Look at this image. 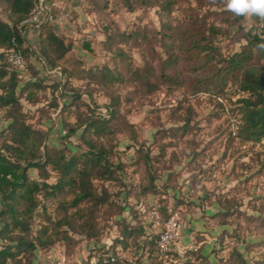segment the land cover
Wrapping results in <instances>:
<instances>
[{"label":"rangeland","instance_id":"374dc122","mask_svg":"<svg viewBox=\"0 0 264 264\" xmlns=\"http://www.w3.org/2000/svg\"><path fill=\"white\" fill-rule=\"evenodd\" d=\"M66 3L68 21L61 26L48 23L65 43H70L69 52L55 67L42 58L36 29L23 33L25 46L33 53L28 55L32 70L29 68L22 79L34 76L42 82L39 88L31 86L30 96L27 91L21 94L22 111L33 128L47 133V146L70 156L87 149L81 137L83 121L108 118L110 104V131L86 137L108 150V162L119 178L94 180L98 192L108 190L109 201L92 209L81 203L82 217L75 207H67L71 193L40 196L45 210L37 208L31 223L33 231L26 237L35 240L42 236L55 242L47 250L41 249L34 263L49 264L62 255L73 264L84 260L94 244L88 235L79 232L84 219L89 220L91 233L97 229L106 244L124 224H140L145 230L143 238L152 240L155 230L145 218L148 210L159 207L163 219L170 216L168 211H178L184 216L186 228L191 227L188 242L193 246L177 264L188 260L191 264H264L262 144L237 136L240 115L232 109L238 105L240 93H233L230 83L225 88L227 95L220 98L213 96V89H194L192 84L207 74L208 66L191 45L199 38L197 30L208 34L209 27H220L223 35L217 34L213 43L228 55L238 51L247 36L257 34L262 22L252 17L248 26L242 27L239 22L244 17L229 11L224 0ZM165 3L168 8H163ZM0 18L12 21L3 0ZM170 54L176 62L169 67ZM105 68L118 78H104L97 83L96 75L86 73ZM146 69L150 71L146 73ZM6 70L13 69L7 66ZM76 94L80 98L75 99ZM6 114V109L0 107V144L1 133L11 121ZM187 118L189 125L183 127ZM71 126L75 127L73 133H69ZM47 170L48 182H54L56 173L51 166ZM151 173L160 193L142 194ZM29 175L41 178L34 168L29 169ZM65 216L71 218L74 230L65 224L61 230L68 232L70 240L58 238L54 231L55 223ZM45 227L47 232L42 235ZM187 233L182 232V237ZM4 242L0 239V244ZM114 249L123 252L125 263L151 264L154 258L148 254L156 255L151 243L136 247L133 239L126 248L118 245ZM7 264H27V260Z\"/></svg>","mask_w":264,"mask_h":264},{"label":"trees","instance_id":"16d2710c","mask_svg":"<svg viewBox=\"0 0 264 264\" xmlns=\"http://www.w3.org/2000/svg\"><path fill=\"white\" fill-rule=\"evenodd\" d=\"M3 1L12 21L7 22L0 18V107L6 109V117L11 121L5 131L1 133L3 136L0 144V222L2 223L0 239L7 241L0 244V264H7L8 261L18 262L21 259H26L27 264H35L33 258L37 256V253L41 249L47 250L55 242V239L42 236H36L35 240L26 237L33 231L31 223L37 208L41 206L42 210H45L41 197L48 198L58 194L71 193L73 197L67 202V207H75L80 217H82V213L79 212L81 203L88 204V207L92 209L109 201L108 190L103 188L98 192L94 180L117 179L119 177L108 162V150L102 145L92 142L86 135L91 137L93 133L102 135L109 132L113 111L109 104L107 105L110 109L108 118L91 117L83 121L81 137L87 145L85 151L66 156L63 151L47 146L45 144L47 133L33 128L27 122L19 100L21 94L26 91L27 96L31 95L32 92H28L31 86L39 88L42 82V79L34 76L29 80L22 79L29 68L32 70L28 55L33 53V50L25 46L26 38L18 28L19 21L25 18L36 0ZM135 1L146 4L150 0ZM126 2L130 4V0H126ZM168 7V3L163 4V8ZM52 26L43 24L36 31L40 38L39 49L42 58L51 67H55L58 60L69 52L70 43H65L64 39L51 29ZM208 31L207 34L203 30H197L195 34L199 37L198 40L191 41L196 53L203 58L204 65L208 66L207 74L203 78H197L192 85L194 89L198 87H202L204 90L213 89V96L220 98V95H227L225 88L230 83L234 87L232 92L240 93L236 99L238 105L232 109L234 111L236 108L240 115V121L236 128L237 136L245 141L260 142L264 151V47H261L264 45V37L259 34L247 36L246 43L242 44L238 51L223 55L219 47L213 43L217 34L223 35V30L213 26L209 27ZM260 35H264V22L260 28ZM12 38H15L16 48L23 53L27 60V71L23 74L16 70L10 72L6 70L8 66L7 52L11 47ZM167 61V65L170 67L176 62V58L170 54ZM149 71L146 69L145 72ZM63 72L65 73V71ZM86 73L96 75L97 83H100L104 78H110L112 81L118 78L108 68L100 69L99 72L88 70ZM146 73L143 74L145 79H147ZM67 74L73 75L71 71H68ZM163 75L167 80L173 81L171 76ZM21 83L23 85L17 90ZM78 98L80 95L76 94L75 99ZM188 125L189 118L184 122L183 127ZM74 131L75 127L71 126L69 133ZM47 166H51V170L56 173L54 182H48L50 175ZM30 168L36 169L41 178L38 180L31 178ZM154 180L155 176L151 173L150 183L143 187L142 194L160 193ZM125 189L128 193L130 192V188ZM143 209L145 208L143 207ZM155 209L162 217L164 216L162 208ZM171 213L168 211V216ZM88 221V219H84L78 226L80 233H85L89 236L90 241H94L87 255L88 260L91 258L103 259L109 257L110 254L116 255L117 249L114 247L119 245L120 248L121 246L126 248L130 239H133L136 247L144 248L148 243L153 246V240L147 241L146 238H143L145 230L143 231L140 224L136 226L124 224L122 229L109 238V242L106 244L104 240L100 239V232L97 229L91 233ZM63 224L68 229L74 230L71 218L65 216L62 221L59 220L55 223L54 231L58 238L70 240L71 236L68 232L61 230ZM190 229L191 227L186 228L184 225L183 232H188L189 236L192 234ZM62 231L65 233L62 234ZM46 232L47 227L41 231V234L44 235ZM91 238H95V240ZM188 243H183V245ZM196 248L195 246L193 250L196 251ZM189 250L190 248L186 250V253ZM151 256L154 258L151 264H165L157 254L155 256L152 253L148 254V257ZM110 264L136 263L116 260ZM182 264H191V262L188 260Z\"/></svg>","mask_w":264,"mask_h":264},{"label":"built area","instance_id":"2783aa9c","mask_svg":"<svg viewBox=\"0 0 264 264\" xmlns=\"http://www.w3.org/2000/svg\"><path fill=\"white\" fill-rule=\"evenodd\" d=\"M69 10L66 0H36L28 14L18 23V28L24 33L33 31L42 24L52 23L61 26L68 21ZM263 26L261 23L260 28ZM259 36L260 30L258 31ZM15 38L11 39V47L7 52L8 67L20 73L27 71V60L23 53L16 48ZM58 72L59 70H49L48 72ZM183 214L178 211L171 213L169 217L163 219L160 213L152 208L147 211L146 223L155 230L153 237V248L156 254L162 258L165 264H177L185 256L186 250L191 249V243L181 244L182 232L184 228ZM116 260H125V255L121 250H117L116 255H109L103 259L91 258L90 260L81 258L79 264H110ZM49 264H73V261L64 255L53 258Z\"/></svg>","mask_w":264,"mask_h":264},{"label":"clouds","instance_id":"9594fccd","mask_svg":"<svg viewBox=\"0 0 264 264\" xmlns=\"http://www.w3.org/2000/svg\"><path fill=\"white\" fill-rule=\"evenodd\" d=\"M224 2L229 11L237 17H244L239 22L242 27H247L252 17L264 22V0H224Z\"/></svg>","mask_w":264,"mask_h":264},{"label":"crops","instance_id":"0c3cea01","mask_svg":"<svg viewBox=\"0 0 264 264\" xmlns=\"http://www.w3.org/2000/svg\"><path fill=\"white\" fill-rule=\"evenodd\" d=\"M188 239H190V237L188 236V234H185L184 237H182V240H181V244L183 243H188Z\"/></svg>","mask_w":264,"mask_h":264}]
</instances>
